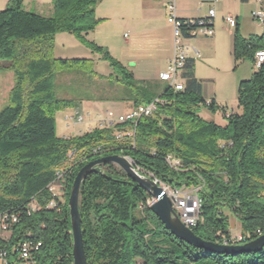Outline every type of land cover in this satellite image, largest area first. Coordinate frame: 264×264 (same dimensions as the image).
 Wrapping results in <instances>:
<instances>
[{"label":"trees","instance_id":"16d2710c","mask_svg":"<svg viewBox=\"0 0 264 264\" xmlns=\"http://www.w3.org/2000/svg\"><path fill=\"white\" fill-rule=\"evenodd\" d=\"M24 1L10 0L0 10V68L15 77L0 110V212L20 218L8 240L0 237L8 264L22 262L16 247L30 238L42 242L33 251V264H74L69 207L74 180L89 161L114 153L128 156L141 172L174 189L199 188L204 222L193 228L199 237L218 243L232 238L226 209L243 221L245 240L239 244L264 234V63L239 83L241 111L228 115L224 108L226 123L220 125L200 115L203 107L215 111L217 102L205 99L188 60L185 89L167 87L155 95L135 83L108 50L91 43L115 69L111 78L125 83L135 108L157 97L166 103L135 123L107 122L84 134L59 137L57 110L79 101L58 96L57 74L99 73L93 59L57 57L54 36L68 31L84 37L95 30L102 21L96 15L100 0H53L49 17L23 8ZM259 50H264V34L245 38L237 24L235 64L245 57L255 62ZM101 167L105 172L90 174L81 187L88 264H264V248L227 255L179 239L152 212L149 192L116 164ZM59 175L66 185L65 201L50 190Z\"/></svg>","mask_w":264,"mask_h":264},{"label":"rangeland","instance_id":"374dc122","mask_svg":"<svg viewBox=\"0 0 264 264\" xmlns=\"http://www.w3.org/2000/svg\"><path fill=\"white\" fill-rule=\"evenodd\" d=\"M43 1L44 6L38 10L36 7L33 8L26 5L25 1L23 8L33 10L47 17L53 16V0ZM142 1L100 0L96 6V15L102 21L95 30L87 33L84 37H79L75 33L68 31H60L55 34L57 57L93 59L96 62V70L99 75H102V77L99 75L95 76L80 70L64 71L57 74L58 96L61 98H76L79 101L77 106L57 110L56 132L59 137H74L95 128L106 126L107 122L118 120L119 116H121L120 114L124 113L126 108H128L126 103H119L120 101H118L119 97L124 94L125 83L111 78L110 75L114 73L115 69L111 67L109 60L102 57L100 52L94 50L91 43L104 47L113 58L119 61L123 60L124 64L128 66L135 59L144 57L143 59L151 60L154 56H157V50L155 49V34L157 32L150 31L153 26L146 20L145 15L147 12L144 11ZM159 2L160 0H153L152 2L158 10L162 9ZM255 7L256 3L254 0H221L217 6L219 11H223L224 15L230 12L234 16L240 17V31L245 38L264 34V24L259 23L253 16ZM208 10L206 6L202 13L208 12ZM219 27L224 29L225 24L221 26V20L218 19L216 20V28L218 29ZM235 29L236 26L230 28L231 31H235ZM219 38L221 39L222 36L220 35ZM135 41L136 44L138 43L136 46L133 45ZM211 54L206 57L207 60L204 58L197 66L199 74L202 76L201 79L212 77L215 82L207 84L203 80V87L205 96L208 98L207 101L211 102L215 99L217 107L215 111L203 107L200 115L207 121H214L217 124L224 125L226 119L223 109L225 108L228 115L241 111L238 103L239 83L241 80L249 79L257 68L250 57L240 59L234 65L235 69L232 68V63L231 67H226L227 53L222 45H218L216 50L212 49ZM197 63L198 60L196 61ZM216 67L224 69L216 72L214 70ZM228 68H230L231 73L223 72L229 71ZM2 78L0 79L1 109L7 105L8 92L15 82L14 74ZM216 94L217 96H215ZM78 110L84 115V120L81 122L76 119ZM154 179L166 189L169 195L173 187L170 184L161 183L155 177ZM65 186L64 180H62L61 185L58 184L56 187V189H60H55L57 196L64 201L67 196ZM139 211L141 212V210ZM225 213L229 217L232 238L239 239L245 233L242 219L231 214L228 209L225 210ZM150 225L152 228L154 227L153 224ZM0 264H3L1 258ZM137 264H142V262L138 260Z\"/></svg>","mask_w":264,"mask_h":264},{"label":"built area","instance_id":"2783aa9c","mask_svg":"<svg viewBox=\"0 0 264 264\" xmlns=\"http://www.w3.org/2000/svg\"><path fill=\"white\" fill-rule=\"evenodd\" d=\"M168 12V22L173 28L174 36V55L170 60V64L165 71L159 73V78L168 83L169 87H172L175 91H182L185 89L186 84L181 80L180 74L184 69L188 57L190 46L187 44V39L198 36H213L215 33L214 20L216 18L215 7H210L208 14L205 17L200 18H182L179 16L178 0H162ZM211 6H214L221 0H208ZM259 7L253 12L255 20L264 24V0H255ZM229 27L237 25V18L229 13L224 17ZM264 63V50H259L255 54V66L260 68ZM166 101L160 97L155 98L151 103L146 105H140L133 111L119 116L116 122H137L142 116H150L156 110L159 104H165ZM74 117V115H73ZM77 121L84 120V115L78 110L76 112ZM114 120L109 121V124H113ZM122 135H117L120 138ZM171 156L167 158L169 163L171 162ZM63 178L62 175L58 176L55 183L50 186V190L57 196L55 191L58 184L61 185ZM58 189V188H57ZM56 189V190H57ZM60 189V188H59ZM58 189V190H59ZM199 188H181L171 189L169 196L173 201V207L180 220L190 228H195L204 222L202 201L199 197ZM153 202L154 199L152 198ZM152 202V204H153ZM151 204V205H152ZM51 206H57V203H53ZM34 209V207L32 208ZM20 222L18 214L10 211L0 212V237L8 240L9 230ZM245 240L243 234L239 239L231 238L225 241V244H239ZM42 246V242H36L33 239H24L20 241L16 247L20 259L22 262L19 264H33L30 259L34 250H39ZM0 258L3 264H8V250L0 249Z\"/></svg>","mask_w":264,"mask_h":264},{"label":"crops","instance_id":"0c3cea01","mask_svg":"<svg viewBox=\"0 0 264 264\" xmlns=\"http://www.w3.org/2000/svg\"><path fill=\"white\" fill-rule=\"evenodd\" d=\"M9 1L10 0H0V9L2 10L5 9ZM244 1H247V0H244ZM152 2L153 0H143L142 4L144 6V11L147 12L145 15L146 20L148 21L149 24L153 26L151 27L152 30L150 31L157 32L155 34V37H156L155 49L157 50V56H154V58H152L151 60L143 59L144 57L140 59H135V61L130 62L129 66L125 65L123 60H120V61L125 66V68L128 70V72L131 73L132 80L135 83L141 85L142 87L148 88L155 95H160L163 93L165 88L169 87L168 83L162 81L159 78V73L162 71H165L168 68L170 64V60L172 59L174 55V36H173V28L168 22V18H167L168 12H167L164 2L162 0H160L159 2V5L162 7V9H159L160 11L156 9V7L153 5ZM25 3L26 5H29L30 7H33V8L36 7L37 10L40 7L44 6L43 0H25ZM219 3L220 1L216 3L214 6H211L212 4H210L208 0H178L179 16H181L182 18L205 17L208 14V12H204V13L202 12L205 10L206 6L208 7V9H210V7H215L217 11L216 18L214 20L215 33L213 36H201L199 38L192 37V38H188L186 41L187 44L190 46L188 63H191L193 65V73L195 77L198 78L202 82L203 85H204L203 80L207 84H213L215 82L212 79V77L201 79L202 76H200L199 74L197 65L199 64V62H202L204 58L205 60H207L206 57L212 55L211 50L212 49L216 50L218 45H222V47L225 48L226 50V53H227V62L225 64L226 67H231V63H232V68L235 69V66H234L235 59H234V54H233L234 31H231L230 30L231 27L226 25L227 23L224 19L226 15H224L223 11H219L217 8ZM35 4L37 5L35 6ZM258 7L259 5L256 3L255 8L257 9ZM158 14L159 16H161L160 18H158L159 17ZM235 17L237 18V24H239L240 26V17L239 16H235ZM218 19L221 20V26L225 24L224 29L219 27L218 28L219 30H218L216 28V20ZM220 35L222 36L221 39L219 38ZM133 45L136 46L138 45V43L136 44V41H135ZM131 46H128V47H131ZM197 60H198V63L196 64ZM5 64L6 63H3V62L1 63V65L3 66ZM223 69L224 68H217V67L214 68L216 72H219L220 70H223ZM228 69L229 71H223V72L231 73L230 68ZM188 72L189 70L186 68V65H185L184 69L181 71V74H180V78L185 84L187 81ZM10 74H13V72L10 70L4 69V68H0V79H3L2 77L5 78L8 75L10 76ZM12 87L13 85L11 86L10 90L12 89ZM9 92H8V96H9ZM203 94H204L205 99L208 100V98H206L205 96L204 87H203ZM215 96H217V94ZM118 101H120L119 103L123 102L124 104L126 103L128 105L127 106L128 108H126V111L120 115L127 114L135 109L134 101L131 99V97L126 96L125 86H124V94H122L121 97H119Z\"/></svg>","mask_w":264,"mask_h":264},{"label":"water","instance_id":"95a60500","mask_svg":"<svg viewBox=\"0 0 264 264\" xmlns=\"http://www.w3.org/2000/svg\"><path fill=\"white\" fill-rule=\"evenodd\" d=\"M113 163L120 167L127 175L149 192L154 202L150 206L152 212L164 224L165 228L179 239L207 251L236 255L244 252H259L264 248V234L243 244H224L207 241L199 237L192 228L183 223L176 214L173 201L166 189L150 174L141 172L134 162L126 155L114 153L95 158L84 165L78 172L69 199L70 217L73 234L74 264H88L82 232V218L80 214V195L83 182L92 173H104L102 165Z\"/></svg>","mask_w":264,"mask_h":264},{"label":"bare ground","instance_id":"6f19581e","mask_svg":"<svg viewBox=\"0 0 264 264\" xmlns=\"http://www.w3.org/2000/svg\"><path fill=\"white\" fill-rule=\"evenodd\" d=\"M9 234H10V230H9Z\"/></svg>","mask_w":264,"mask_h":264}]
</instances>
